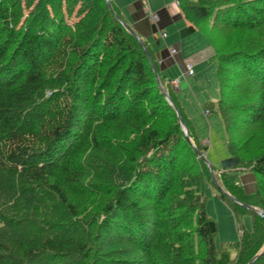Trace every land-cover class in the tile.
<instances>
[{"label": "trees", "instance_id": "16d2710c", "mask_svg": "<svg viewBox=\"0 0 264 264\" xmlns=\"http://www.w3.org/2000/svg\"><path fill=\"white\" fill-rule=\"evenodd\" d=\"M177 2L181 37L201 32L218 64L205 107L238 159L212 166L221 196L264 212V0ZM111 5L0 0V264H264L254 211L252 231L217 246L204 196L216 183L196 151L208 147Z\"/></svg>", "mask_w": 264, "mask_h": 264}, {"label": "rangeland", "instance_id": "374dc122", "mask_svg": "<svg viewBox=\"0 0 264 264\" xmlns=\"http://www.w3.org/2000/svg\"><path fill=\"white\" fill-rule=\"evenodd\" d=\"M171 1L175 3L176 0H148L144 5L148 8L150 14H152L158 13L159 11L155 9V2H160V4H162L163 2ZM183 19L185 20L184 17ZM183 19L176 21V23L181 25L184 21ZM176 25L177 24L174 23L166 28L170 40L176 33ZM207 28L209 29L210 27L206 25L205 30H208ZM156 38L160 40L161 45L159 47L157 44L150 43L152 45V52L166 44L165 40H167V38H161L160 32L156 33ZM179 39H182L181 34H179ZM184 40L185 48L183 51V60L186 66L188 64L193 66L195 75L186 77L178 64L168 68L166 74L170 78L173 76L180 78L181 89L179 93L181 99L184 101L181 102L184 104L190 119L193 120V129L197 131L199 138L204 141L202 142L203 145H207L208 147L206 153L203 154L211 165L216 166V164H219L221 166V160L231 157L227 149L226 130L219 115L207 114L209 115L207 116L205 114V104L217 101L220 98L219 83L216 76L218 64L216 59L212 58L214 55L212 47L207 43L201 32H196L192 36L184 38ZM168 41L169 40H167V42ZM156 47L157 49H155ZM204 162L207 163L205 160ZM233 167L234 166L230 168ZM214 179L222 189L218 188L216 184H207L204 189L206 210L208 215L218 224V234L216 237L217 246L230 248L232 243L240 239L242 231H252L254 213L247 209L236 215L234 210V203L236 202L221 196L222 191H224L221 179L217 174H214ZM253 185L255 188V180L252 186L248 184V186L244 188L245 192L250 193L249 191L252 190ZM231 253L235 254L233 248H231Z\"/></svg>", "mask_w": 264, "mask_h": 264}, {"label": "crops", "instance_id": "0c3cea01", "mask_svg": "<svg viewBox=\"0 0 264 264\" xmlns=\"http://www.w3.org/2000/svg\"><path fill=\"white\" fill-rule=\"evenodd\" d=\"M115 2V4L118 6V8L120 9V11L122 12V14L125 16L128 24L133 27V29L135 30V32L137 33V35L143 40V41H147V43L150 46V49L152 48L151 44H157L161 45V42L158 38H156V33H161V31L166 30L167 26L172 25V24H177L175 27V35L173 36V38L170 40L169 39V35H168V31L167 33V40H169L166 44L163 45V47L158 48L157 47L155 49H157L156 51H154V56L156 58V60L158 61L160 68H161V72L162 74L168 79V80H174V79H178L180 81V78L177 76H173V77H168L166 72L167 69L170 68L171 66L178 64L180 65L181 69L183 70V73L185 74L186 77H191L188 76L186 74V64L184 63L183 60V51H184V38H188L190 36L187 37H182V39H179V34L180 31L184 28V26L186 27L188 25V22L185 21L181 15L180 9L173 1L171 2H163L162 4L155 2L156 5V11H158V15L160 17L159 21L157 22H153L151 20L148 19L146 11H149L148 8L145 7V5L142 3V0H113ZM184 20L183 23L181 25H179L178 23H176V21L178 20ZM186 22V23H185ZM163 38V37H161ZM165 39V38H164ZM151 43V44H150ZM174 47L177 49V53L173 56L170 52V49ZM161 63V64H160ZM195 75V73H194ZM193 75V76H194ZM180 89H181V81H180ZM180 92V90H179ZM179 97H180V93H179ZM181 99V97H180ZM182 102H184L181 99ZM184 110L186 112V108L184 106V104L182 103ZM187 116L190 119V116L188 115V113L186 112ZM209 116V115H207ZM191 122H193L192 119H190ZM202 142H204L202 140ZM232 157V156H231ZM228 159V158H226ZM226 159L221 160L224 161ZM221 164V163H220ZM213 166V165H212ZM217 167H219V164H216ZM221 167V166H220ZM254 174L250 173V172H246L244 174L241 175V181L242 184L244 185V188H246L248 186V184H250V186H252V183L254 181ZM254 188V185H253ZM252 188V190H253ZM252 190H250L249 192H252Z\"/></svg>", "mask_w": 264, "mask_h": 264}, {"label": "water", "instance_id": "95a60500", "mask_svg": "<svg viewBox=\"0 0 264 264\" xmlns=\"http://www.w3.org/2000/svg\"><path fill=\"white\" fill-rule=\"evenodd\" d=\"M106 2H107L108 5L110 6V8L113 10L112 5H111V0H106ZM121 22H122V24H123L128 30H130L131 33H133V34L138 38V40L140 41V43H141V45L143 46V48H144V50H145V52H146L148 58L150 59V61H151V63H152L153 70H154V72H155V74H156V77H157V80H158V75H157V71H156V66H155V64L153 63L152 56H151V54H150L148 48L146 47L144 41H143V40L137 35V33L135 32V30L133 29V27H131L127 22H125V21H121ZM158 81H159V80H158ZM162 90H163V88H162ZM163 92L166 94L167 99H168V101L170 102V104H171V105L174 107V109L176 110V112H177V116H178V120H179V122H180V124H181L182 130H183V132H184L186 138H187L188 140H190V138H189V130H188V127H187L186 124L184 123V121H183V119H182V116H181L179 110L175 107L174 102H173L172 99L168 96V94H167L164 90H163ZM196 151H197V153L200 155V157H202V158L208 163L209 168H210V171H211V174H212V176H213V178H214V171H213L212 165L206 160V158H205V156H204L203 154H201L197 149H196ZM237 164H238V159H237V157L232 156V157H230V158H228V159H226V160H224V161L221 162V168H222V169H228V168H230V167H232V166H236ZM215 183H216V182H215ZM216 185L218 186V188L222 189L217 183H216ZM228 196H229V195H228ZM229 197H230L231 199H234L232 196H229ZM234 201H235L236 203L241 204L242 206L246 207L247 209L252 210V211L258 213L260 216L264 217V212H263V211H260V210H258V209H254L253 207H251V206H249V205H247V204H243V203H241V202H239V201H237V200H234ZM256 258H257V257H256ZM256 258H254L252 261H250L249 264H252Z\"/></svg>", "mask_w": 264, "mask_h": 264}, {"label": "built area", "instance_id": "2783aa9c", "mask_svg": "<svg viewBox=\"0 0 264 264\" xmlns=\"http://www.w3.org/2000/svg\"><path fill=\"white\" fill-rule=\"evenodd\" d=\"M144 3H146V1H148V0H142ZM147 12V11H146ZM147 14H148V16H149V19L151 20V21H153V22H157L158 20H159V16H158V14H156V13H152V14H150V12H147ZM161 36L163 37V38H166L167 37V33H166V31H161ZM170 52H171V54L174 56L176 53H177V49L176 48H174V47H172L171 49H170ZM186 74L188 75V76H193L194 75V68H193V66L191 65V64H188L187 66H186ZM171 85L175 88V89H177V90H179L180 89V81L178 80V79H174V80H172L171 82ZM205 114L207 115V114H209V111L208 110H205Z\"/></svg>", "mask_w": 264, "mask_h": 264}, {"label": "clouds", "instance_id": "9594fccd", "mask_svg": "<svg viewBox=\"0 0 264 264\" xmlns=\"http://www.w3.org/2000/svg\"><path fill=\"white\" fill-rule=\"evenodd\" d=\"M176 4H177V6H178V2L176 1ZM147 12H149V11H147ZM147 12H146V14H147ZM157 14V13H156ZM159 16V15H158ZM147 17H148V19H149V16H148V14H147ZM159 19H160V17H159ZM150 20V19H149ZM159 21V20H158ZM165 31V30H164ZM162 37V36H161ZM172 81V80H171ZM170 81V82H171ZM180 90V89H179Z\"/></svg>", "mask_w": 264, "mask_h": 264}, {"label": "bare ground", "instance_id": "6f19581e", "mask_svg": "<svg viewBox=\"0 0 264 264\" xmlns=\"http://www.w3.org/2000/svg\"><path fill=\"white\" fill-rule=\"evenodd\" d=\"M9 31V30H8ZM9 33V32H8ZM242 36H244V32H243V35ZM246 36V35H245ZM242 38V37H241ZM242 39H244V38H242ZM247 39V38H246ZM242 41V40H241ZM246 41V40H245ZM256 156V155H255ZM257 157V156H256Z\"/></svg>", "mask_w": 264, "mask_h": 264}]
</instances>
